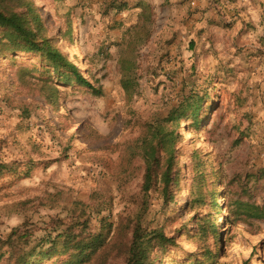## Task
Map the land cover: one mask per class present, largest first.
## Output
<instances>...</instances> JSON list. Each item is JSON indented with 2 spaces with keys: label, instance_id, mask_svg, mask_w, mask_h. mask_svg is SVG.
<instances>
[{
  "label": "rangeland",
  "instance_id": "374dc122",
  "mask_svg": "<svg viewBox=\"0 0 264 264\" xmlns=\"http://www.w3.org/2000/svg\"><path fill=\"white\" fill-rule=\"evenodd\" d=\"M34 1L52 34H58L64 21L51 0ZM111 2L66 0L61 13L71 17L78 39L62 49L101 80L103 98L42 86L29 78L27 66L5 70L0 79V163L15 165L0 176V237L26 221L76 220L73 203L89 202L96 191L112 198L114 219L125 213L131 205L126 194L136 193L145 178L128 191L117 180L122 152L138 135L127 123L180 107L206 118L198 133H185L182 165L199 149L226 179L218 202L222 243L219 249L210 243L217 264H264V223L254 219L235 226L228 220L237 193L255 207L264 206V0H144V10H154L156 21L138 59V85L128 89L121 85L119 46L142 8L109 10ZM28 161L44 165L25 177L21 164ZM158 178L165 185L163 175ZM189 197L185 190L176 205L170 204L175 223L168 236L176 237V246L163 247L156 264H188L196 253L181 232L184 225L192 229L185 213ZM108 248L128 257L115 236Z\"/></svg>",
  "mask_w": 264,
  "mask_h": 264
},
{
  "label": "trees",
  "instance_id": "16d2710c",
  "mask_svg": "<svg viewBox=\"0 0 264 264\" xmlns=\"http://www.w3.org/2000/svg\"><path fill=\"white\" fill-rule=\"evenodd\" d=\"M65 1L51 0L55 13L64 21L53 35L34 0H0V79L5 70L27 66L29 78L42 86L58 85L103 98L101 80L82 70L76 58L62 49L63 44L70 49L78 41L71 17L61 15L66 10ZM139 1L131 6L128 1L112 0L108 6L109 10H116L118 5L128 10L142 8L136 25L127 31L120 46L116 44L123 51L118 65L121 85L126 89L138 85V59L152 40L156 21L154 10L145 11L146 3ZM22 58L32 63H24ZM206 95L211 109V99ZM202 106L197 109L201 111ZM205 119H199L194 109L185 112L180 107L152 120L133 117L127 128L138 130V135L122 152L117 180L123 181L122 189L128 191L135 181L145 178L136 193L126 194L131 203L128 210L114 219L112 198L96 191L89 202L73 203L76 220L67 223L55 217L35 224L26 221L7 237H0V264H156L163 247L176 246V237L168 236L175 223L170 204L176 205L175 198L185 190L190 196L185 213L191 216L188 223L192 229L184 225L181 232L196 249L188 264H217L218 256L210 243L216 249L222 243L218 226L224 216L218 202L223 197L225 175L211 156L199 149L193 151L187 165L181 163L185 133H198ZM42 165L34 161L21 164L25 177H31ZM11 166L15 165L0 163V176L12 172ZM159 174L166 179L163 186ZM230 202L229 225L249 224L254 219L264 223V206L255 207L238 193ZM113 236L128 249V257L108 248Z\"/></svg>",
  "mask_w": 264,
  "mask_h": 264
}]
</instances>
